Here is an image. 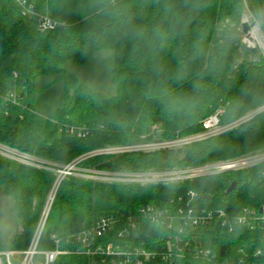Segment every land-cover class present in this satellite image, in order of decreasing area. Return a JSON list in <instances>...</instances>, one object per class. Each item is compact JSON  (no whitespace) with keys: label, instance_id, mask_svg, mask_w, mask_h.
Here are the masks:
<instances>
[{"label":"trees","instance_id":"trees-1","mask_svg":"<svg viewBox=\"0 0 264 264\" xmlns=\"http://www.w3.org/2000/svg\"><path fill=\"white\" fill-rule=\"evenodd\" d=\"M37 14L57 23L40 31L36 17L16 0H0V96L15 94L16 103L0 99V144L33 159L68 166L105 147L136 142L173 140L204 131L203 122L218 114L220 124L235 122L264 105V59L247 56L235 67L239 43L222 44L221 25L240 27L242 0H25ZM264 14V0H255ZM261 5V6H260ZM113 52L117 94L92 91L66 71L67 64L85 67L101 51ZM41 77H58L65 90L62 106L49 117L36 108ZM87 132L83 138L71 128ZM143 137V138H142ZM142 138V139H141ZM264 150V112L235 129L192 143L183 151L99 155L82 160V169L105 172H146L190 168ZM177 157V158H176ZM57 174L0 155V189L15 202L17 231L11 251L28 250L53 192L54 198L41 233L38 250L68 251L52 264H111L78 252L86 245L74 239L109 218L116 221L111 236L97 241L160 253L174 244L173 231L151 224L139 215L142 207L175 211L184 207L189 192L210 199L197 200L199 210H223L233 217L243 209L264 205L262 168L169 185L105 184L68 176L57 186ZM236 189L228 192L233 184ZM56 187V191H55ZM133 235L117 237L128 229ZM264 223L234 235L225 229L201 230L179 237L190 242L183 258L145 264H224L238 258L246 242L253 258L263 248ZM199 238L214 257H196ZM177 251V249H175ZM174 250V252H176ZM4 258H0V260Z\"/></svg>","mask_w":264,"mask_h":264},{"label":"built area","instance_id":"built-area-1","mask_svg":"<svg viewBox=\"0 0 264 264\" xmlns=\"http://www.w3.org/2000/svg\"><path fill=\"white\" fill-rule=\"evenodd\" d=\"M16 1L25 13L37 18L40 31H50L57 27V23L55 21L48 16L37 14L27 5L25 0ZM244 7L249 11V14L247 15L245 21L241 23V29L243 30V25L246 24L248 27H251V30L248 31L247 29V31L244 32L245 36L242 39V43L250 49L258 48L261 52L262 58L264 59V39H262L261 33L259 32L261 29L260 20L257 15L251 12L247 3H244ZM0 99L4 101L10 100L13 101V103H16L17 98L15 94L12 93L6 96H0ZM262 112H264V107L259 108V113ZM247 116L245 117L246 120L254 117L251 116L250 118H247ZM240 123L238 122V124L234 125L239 126ZM203 127L204 131L200 134L184 138L175 137L170 141L155 143H147L143 141L145 143H141L139 145L129 144L125 146L105 147L91 152L90 155H88V153L84 157L65 167L41 162L2 144H0V155L22 164L56 173L58 176L56 183L57 186L68 176H74L105 184H134L141 186L178 184L190 180L219 176L230 172H242L253 168H262V175L264 176V150L195 167L166 169L162 171L105 172L81 169L78 165L82 160L93 156L121 155L135 152L151 153L168 150V148H176L175 146L186 147L192 143L202 141L207 137L218 136L219 134L225 132L224 126L222 127L220 124L218 114L212 115L206 119L203 122ZM69 133L71 135H76L78 138H83L87 135V132L84 129L75 127L71 128ZM52 194L53 195H51L49 199L50 203H47L41 224L38 227L28 250L24 252H9L0 254V258H4V260H0V264H14L11 259L14 256H20L22 258L19 264H52L58 256L68 254V251H62L59 249V241L57 240L55 242L56 249L49 251L38 250V242L52 205L55 192ZM197 200H199V196L195 192H189L185 206L179 207L175 211L159 209L153 206L142 207L139 209V215L148 220L151 224L165 226L168 230L173 231L176 241L174 244L172 243V245H168L167 252H162V254H160L144 249L132 248L129 245L122 247L120 245H115L113 242L104 244L103 242L97 241L100 238L102 239L103 237L111 236V234L116 230V221L104 218L100 220L91 231H83L74 237V239L78 242L86 245V249L78 253L91 258L99 256L101 257L102 263H105L107 258H111V264H145L155 258H161L162 261H174L175 259L183 258L181 252L184 248L186 249L189 247L190 249V242L184 241L183 244L182 240L179 238L188 234V231L190 233H197L201 230L214 231L217 228H222L225 229L229 235H234L240 230H244V228H248L253 231L258 228L259 225L264 223V205L261 206L260 209H243L238 216L233 217L223 210H199L195 205H193ZM137 224L138 223L134 222L132 217L129 218L128 229L120 230L117 233V237L123 239L129 235H133L138 228ZM259 240L264 243V231L262 232ZM196 242L203 245L202 249H199L198 245L194 246V249H192L196 257H202L205 259L214 257L212 248L209 246L205 247L204 242H202L199 238H196ZM178 243H181V249L178 248ZM249 245L250 244L246 242L243 247L237 250V254L241 256L236 259L228 258L224 264H256L255 261H249L251 258L250 253H248ZM175 249H177V251ZM174 250L176 252H174ZM263 256V248L255 250L252 254L253 258ZM37 257L40 258V262L36 261Z\"/></svg>","mask_w":264,"mask_h":264},{"label":"rangeland","instance_id":"rangeland-1","mask_svg":"<svg viewBox=\"0 0 264 264\" xmlns=\"http://www.w3.org/2000/svg\"><path fill=\"white\" fill-rule=\"evenodd\" d=\"M242 2L247 3L251 12L258 16L256 12L255 0H242ZM248 14L249 11L244 7L240 17V23L245 21ZM259 20L261 23V29L259 32L261 33L262 39H264V27L262 24V19L259 18ZM247 29L248 31H250L251 27L247 26ZM244 32L246 31H243L240 27H234L229 25H221L217 31V35L222 44L229 42L239 43L238 50L236 51L234 57L235 67L240 64L244 56H247L250 59H258L261 55V52L258 48L250 49L242 43V39L245 36ZM113 67V52L107 50L96 53L90 60L89 64L85 67H76L71 63L67 64L66 71L78 78L82 84L90 88L92 91L102 93L107 97H112L117 94V85L114 79ZM36 88L39 91L36 97L37 111L41 116L49 117L54 113L56 109L62 106L63 95L65 90L64 84L58 79V77H41L36 82ZM262 107H264V105ZM258 114H260L259 109L249 113L247 118H250L251 116H256ZM245 117L229 124H221L222 127L224 126L225 131L222 134H225L238 127V125L234 124H238V122H241L240 124L246 122L247 120L245 119ZM209 138L211 137H207L204 140H207ZM143 141L147 143H155L165 142L166 140L158 139L149 142L146 138H144L142 142H136L132 145H139L141 143H145ZM175 147L176 148H168V150H164L166 151L165 160H173L176 155H171V152L176 150L183 151L182 154L178 155V158L184 157L185 147ZM88 155H90V153ZM42 219L43 215L41 217L39 226L41 224ZM16 230L17 223L14 199L11 196L7 195L4 190L0 189V252L11 250V240L14 237ZM14 257L11 258L12 262ZM36 261L40 262V258L37 257Z\"/></svg>","mask_w":264,"mask_h":264},{"label":"water","instance_id":"water-1","mask_svg":"<svg viewBox=\"0 0 264 264\" xmlns=\"http://www.w3.org/2000/svg\"><path fill=\"white\" fill-rule=\"evenodd\" d=\"M261 0H259V2H260ZM261 6V5H260ZM261 19H262V24H263V27H264V14H263V10L261 9ZM243 30L244 31H247V25H243ZM236 184L234 183L232 186H231V188L228 190V192L230 193V192H232V191H234L235 189H236ZM202 199H207V200H209L210 198L209 197H205V196H201V197H199V200H202ZM178 248L179 249H181L182 247H181V243H178Z\"/></svg>","mask_w":264,"mask_h":264},{"label":"crops","instance_id":"crops-1","mask_svg":"<svg viewBox=\"0 0 264 264\" xmlns=\"http://www.w3.org/2000/svg\"><path fill=\"white\" fill-rule=\"evenodd\" d=\"M14 206H15V202H14ZM9 252H15V251H11V250L10 251H3V252H0V254L9 253ZM21 260H22V258L20 256H15L14 259H13V263L14 264H19L21 262Z\"/></svg>","mask_w":264,"mask_h":264}]
</instances>
